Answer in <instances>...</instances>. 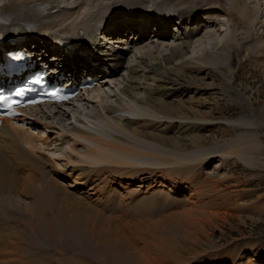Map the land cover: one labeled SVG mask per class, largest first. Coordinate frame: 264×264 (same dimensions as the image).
<instances>
[{
	"label": "bare ground",
	"instance_id": "6f19581e",
	"mask_svg": "<svg viewBox=\"0 0 264 264\" xmlns=\"http://www.w3.org/2000/svg\"><path fill=\"white\" fill-rule=\"evenodd\" d=\"M128 1L0 0V21L6 29L21 25L28 30L22 51L41 57L45 67L57 71L58 82L75 92L64 105L29 108L13 122L2 121L0 264H154L153 257L135 251V240L149 226L146 204H155L157 198L175 203L171 197L187 194L198 168L209 159L240 158L239 145L234 146L240 136L202 146L197 143L202 132L221 124L258 127L254 104L236 85L231 62L226 65L221 51L204 52L192 60L185 55L201 28L209 27L210 22L202 25L195 18L216 19L210 14L223 3L233 27L241 32L235 39L229 33L227 44L235 42L244 51L250 43L252 54L264 60V37L254 32L256 27L264 29L260 14L244 0H201L202 6L190 2L186 7L179 6L188 0H175L178 7ZM258 2L264 5V0ZM209 5L213 12L206 8ZM149 25L158 29L156 34L146 32ZM82 34L91 39L94 54L86 48V40L81 41ZM56 35L68 37L71 63L59 52L47 63L45 53L52 52L46 43ZM133 51L139 53L134 63L128 57ZM210 72L219 74L218 83ZM104 87L110 89L107 97L102 96ZM216 92L250 114L220 121L195 108L203 104L201 98ZM92 94L94 102L88 99ZM17 122L34 127L43 122L50 128L45 138L28 139L19 135ZM49 129L57 131L61 143L81 142L90 166L104 167L78 170L72 177L66 172L70 155L59 169L50 154H34L36 145L44 151L55 146ZM190 131L197 133L191 138L193 147L187 148ZM200 194L194 189L185 202L177 201L181 209L162 218L166 226L200 231V224L208 223L199 210ZM132 205L136 214L130 211Z\"/></svg>",
	"mask_w": 264,
	"mask_h": 264
},
{
	"label": "rangeland",
	"instance_id": "374dc122",
	"mask_svg": "<svg viewBox=\"0 0 264 264\" xmlns=\"http://www.w3.org/2000/svg\"><path fill=\"white\" fill-rule=\"evenodd\" d=\"M135 1L129 0L126 4L134 5ZM151 1L157 4L169 3L174 6L180 4L176 3L175 0ZM200 1L188 0L180 4L179 7L189 6L190 2H192L191 5H201ZM258 1L244 0L250 8L256 11V14H260V21L264 22V5ZM206 8L210 9L208 11L211 12L214 10L216 14L211 13L210 16L217 15V18L204 17L203 15L195 18L202 25L206 21L210 23H208V28H201L202 32L192 41L185 58L192 60L191 58L204 52L217 53L221 51L226 65L231 62V70L236 75V85L245 92L254 104L258 127L242 126L237 128L235 126L232 128L221 124L217 128H209L202 132L200 136L202 140L197 142L202 146L225 144L240 136L234 146L239 145L242 152L240 158L227 157L223 160L215 157L207 160L198 168L195 182L188 187L190 190L187 188L188 193L194 189L200 191L199 210L208 219V223H201L200 231L192 228L186 231L182 226L176 225L166 226V220L162 218L179 211L181 206L175 203L179 200L180 203L185 202L188 199V193L181 197H171L176 201L171 204H167L163 198H157L155 204H146L147 211L150 213L145 215L146 219H149L146 226H149L143 233L144 235L140 236V240H135V251H139L138 254L140 255L144 253L149 255L150 259L153 257L154 264H264V60L252 54L253 46L250 43L244 51L235 42L230 45L227 44L229 33L235 39L240 37L238 34L241 32L233 27L226 14L227 8L223 3L213 10L210 5ZM199 13L207 14L205 11ZM152 31L151 27H147L146 32L151 33ZM254 32L258 36L264 37V29L256 27ZM169 33L170 37L174 34L172 31ZM26 45L30 47L32 44L30 42ZM230 46L233 47L231 52ZM129 56L131 57L129 61L134 63L135 58L139 57V53L133 51L132 54H128ZM122 74L123 69L119 75ZM209 76L215 77L214 79L218 83L216 79L219 77L218 73L210 72ZM207 82L209 81L207 80ZM109 91L110 89L104 87L102 96H109ZM216 93V96L210 94L204 99L201 98L200 102L203 104L196 105L195 108L199 112L210 115L213 120L220 121H232L250 114L238 104L227 103L224 98L220 97V93ZM96 94L90 95L88 99L94 102L95 100L91 99ZM188 115L194 118L191 114ZM33 122L36 123L37 121L33 120ZM38 124L40 125L34 127L27 123L18 122L14 127L19 135L24 133V138L40 139L41 137L43 139L50 127L43 122ZM49 130L52 132L49 135V140L55 142V148L53 146L46 148V150L49 149L48 153L36 145V149L32 150L34 154L51 155L52 160L57 162L59 169L63 168L66 156L70 155L71 163L66 167V172H71L72 177L80 173L78 170L86 171L91 167H104V165L90 166L92 164L83 157L85 151L81 142L74 144L71 140L66 139L61 143L57 131ZM195 133L197 132L190 131L189 141L186 142L187 148L193 147L191 138ZM72 144L74 145L72 146ZM71 146L72 154L67 149ZM134 207L135 205L130 206V211L136 214ZM138 218L140 219L141 216ZM155 222L163 224L159 225ZM141 243L143 244L141 245ZM147 248L150 250L149 252Z\"/></svg>",
	"mask_w": 264,
	"mask_h": 264
}]
</instances>
